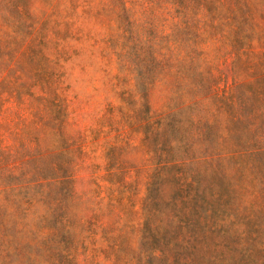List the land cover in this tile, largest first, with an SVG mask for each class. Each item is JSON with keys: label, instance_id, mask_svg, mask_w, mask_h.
Instances as JSON below:
<instances>
[{"label": "rangeland", "instance_id": "374dc122", "mask_svg": "<svg viewBox=\"0 0 264 264\" xmlns=\"http://www.w3.org/2000/svg\"><path fill=\"white\" fill-rule=\"evenodd\" d=\"M0 93V264H264V0H0Z\"/></svg>", "mask_w": 264, "mask_h": 264}, {"label": "trees", "instance_id": "16d2710c", "mask_svg": "<svg viewBox=\"0 0 264 264\" xmlns=\"http://www.w3.org/2000/svg\"><path fill=\"white\" fill-rule=\"evenodd\" d=\"M7 100L3 97V94L0 93V110L3 111L7 105ZM114 113L113 109L109 110V113H103L96 118V122L94 126L84 127L82 126V131L79 139L80 149H83L85 144L89 139L97 140L103 136L110 135L114 131ZM69 125L72 128H76L79 126V122L73 117L71 121H69ZM2 137V133L0 130V139Z\"/></svg>", "mask_w": 264, "mask_h": 264}]
</instances>
